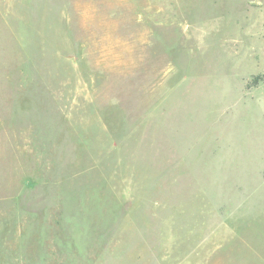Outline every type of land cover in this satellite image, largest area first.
<instances>
[{"label": "rangeland", "instance_id": "1", "mask_svg": "<svg viewBox=\"0 0 264 264\" xmlns=\"http://www.w3.org/2000/svg\"><path fill=\"white\" fill-rule=\"evenodd\" d=\"M0 264H264V0H0Z\"/></svg>", "mask_w": 264, "mask_h": 264}]
</instances>
